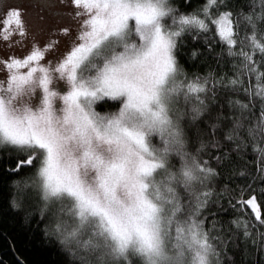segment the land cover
<instances>
[{"label":"snow or ice","instance_id":"1","mask_svg":"<svg viewBox=\"0 0 264 264\" xmlns=\"http://www.w3.org/2000/svg\"><path fill=\"white\" fill-rule=\"evenodd\" d=\"M68 2L78 27L58 58L47 59L54 43L41 46L35 39L23 56L0 58V146L23 154L11 171L34 169L23 183L40 192L41 215L50 203L58 205L45 236H54L81 264H214V256L218 264L213 237L200 219L207 181L217 170L200 158L203 142L195 152L187 150L191 128L181 117L190 113L195 120L206 111L208 80L222 78L188 77L174 50L184 32L214 27L228 55L242 57L243 71L228 83L243 84L247 72L244 90L261 100L248 133L264 139V0L259 12L253 3L235 22L231 10H219L221 0H205L192 12H180L170 0ZM240 17L247 25L236 52ZM28 31L22 9L0 0V41ZM181 101L187 111L178 107ZM99 104L117 106L102 112ZM253 147L264 158V148ZM238 204L250 206L264 225L255 192ZM241 220L232 223L240 226ZM243 226L247 235V221Z\"/></svg>","mask_w":264,"mask_h":264},{"label":"trees","instance_id":"2","mask_svg":"<svg viewBox=\"0 0 264 264\" xmlns=\"http://www.w3.org/2000/svg\"><path fill=\"white\" fill-rule=\"evenodd\" d=\"M204 2L205 0H170L180 12H192ZM253 3L255 10L259 12L260 0H221L219 10H231V19L235 22L237 13L249 12ZM215 11L214 8L213 12ZM246 25L247 21L240 17L235 37L236 52L240 51V40L245 36ZM261 27L264 29V25ZM227 48L228 45L216 35L214 27L208 32H198L193 28L179 38L174 54L183 74L190 78H203L209 74L222 78V82L216 84L212 78L208 80L206 111L195 120H192L190 113L181 119L191 128L187 150L195 152L203 142L205 147L200 150V158L217 170L207 181L210 192L200 219L213 237L212 243L219 253L218 264H264V225L256 222L250 206L238 204L242 197L246 199L255 192L264 212V195L260 192L264 188V158L253 147L258 143L264 148V139H253L248 133L250 125L256 123L260 114L261 100L258 96L245 92L250 79L246 71L242 76L243 84L233 86L228 83L237 76L238 71L243 70L239 68L242 57L229 56ZM193 50L197 53L195 56L192 55ZM245 51L252 50L245 45ZM254 55L257 60L260 59L258 51ZM260 68L264 71V64ZM251 83L255 85V76L251 77ZM237 102L247 104V109L241 108ZM116 106L112 105L110 108L99 104L97 110L109 111ZM178 107L187 111L188 106L181 101ZM240 118L242 126L229 139L230 129L235 120ZM213 124H216L215 129L212 128ZM198 129L201 135L196 137L194 134ZM185 131L187 132V128ZM153 142L156 143V140ZM22 155L7 146H0V264H81L77 257L59 245L54 236H45V226L55 222L53 213L58 205L50 203L44 209V215H41L45 201L40 192L23 183V178L34 169L10 170ZM14 181L18 183H13ZM14 199L18 207L13 206ZM183 199L187 201L188 196L184 194ZM241 217L243 220L240 221V226L232 223ZM244 221L248 223L247 235ZM216 260L214 256V264ZM134 264H139V261H134Z\"/></svg>","mask_w":264,"mask_h":264},{"label":"rangeland","instance_id":"3","mask_svg":"<svg viewBox=\"0 0 264 264\" xmlns=\"http://www.w3.org/2000/svg\"><path fill=\"white\" fill-rule=\"evenodd\" d=\"M7 3L22 9L29 31L26 37H13L10 42L0 41V58L23 56L35 39L41 46L54 43L47 55L48 60H53L64 53L76 36L78 25L76 18L70 15L72 7L68 0H7ZM62 27H68L70 31L60 32ZM3 75L0 72V76Z\"/></svg>","mask_w":264,"mask_h":264}]
</instances>
